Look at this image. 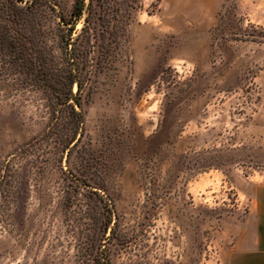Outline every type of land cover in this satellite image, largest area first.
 <instances>
[{"label": "rangeland", "instance_id": "obj_1", "mask_svg": "<svg viewBox=\"0 0 264 264\" xmlns=\"http://www.w3.org/2000/svg\"><path fill=\"white\" fill-rule=\"evenodd\" d=\"M180 23L142 0L58 163L41 97L0 73V264H95L98 245L108 264H223L264 185V0H224L210 28ZM76 178L105 191V234L87 190L64 201Z\"/></svg>", "mask_w": 264, "mask_h": 264}, {"label": "trees", "instance_id": "obj_2", "mask_svg": "<svg viewBox=\"0 0 264 264\" xmlns=\"http://www.w3.org/2000/svg\"><path fill=\"white\" fill-rule=\"evenodd\" d=\"M141 8L142 0H73L70 7L56 0H0V73L5 81H19V89L41 97L49 138L43 147L53 164L77 147L84 132L82 101L91 97L96 74L119 54ZM36 163L24 161L23 171L13 172L16 190ZM75 180L74 186L61 184L64 201L74 206L87 190L91 208L109 215L105 234L112 212L105 191ZM98 249L95 264H108Z\"/></svg>", "mask_w": 264, "mask_h": 264}, {"label": "crops", "instance_id": "obj_3", "mask_svg": "<svg viewBox=\"0 0 264 264\" xmlns=\"http://www.w3.org/2000/svg\"><path fill=\"white\" fill-rule=\"evenodd\" d=\"M163 2L169 11L174 12L181 25L185 22V26L210 28L215 24L224 0H163ZM189 17L190 24L186 22ZM222 262L264 264V185L254 189L250 199V212L233 229L232 244L224 253Z\"/></svg>", "mask_w": 264, "mask_h": 264}]
</instances>
